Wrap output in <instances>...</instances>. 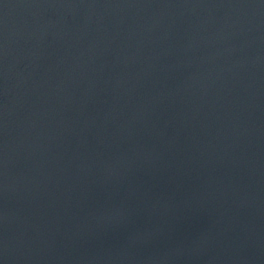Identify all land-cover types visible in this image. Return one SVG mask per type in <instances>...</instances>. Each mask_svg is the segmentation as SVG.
Instances as JSON below:
<instances>
[{
	"label": "water",
	"instance_id": "obj_1",
	"mask_svg": "<svg viewBox=\"0 0 264 264\" xmlns=\"http://www.w3.org/2000/svg\"><path fill=\"white\" fill-rule=\"evenodd\" d=\"M0 264H264V0H0Z\"/></svg>",
	"mask_w": 264,
	"mask_h": 264
}]
</instances>
